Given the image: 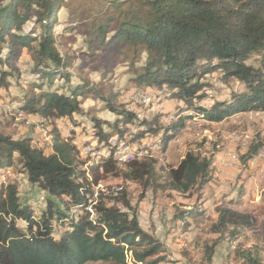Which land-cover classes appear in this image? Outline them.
<instances>
[{"label": "trees", "instance_id": "obj_1", "mask_svg": "<svg viewBox=\"0 0 264 264\" xmlns=\"http://www.w3.org/2000/svg\"><path fill=\"white\" fill-rule=\"evenodd\" d=\"M126 3L128 6L123 7ZM64 5L63 0H0V43L6 50L0 64L7 67L0 69V85L8 76L18 74L16 62L22 50L29 49L38 83H30V94H25L20 108L43 121L72 119L73 114L83 113L78 96L95 91L88 82L51 88L57 79L69 82V69L74 67L71 55L61 53L56 46L58 32L54 26ZM108 6L111 12L87 30L89 49H101V57L112 61L121 51L114 48L120 43L144 47L145 62L132 78L134 83L165 87L171 98L185 105L178 109L176 120L163 128L161 150L193 117L186 114L188 109L209 121H220L236 112L264 110V0H112ZM29 21L39 25L38 34L23 29ZM254 55L258 63H247ZM214 71L222 78H235L244 90L233 93L229 102L216 101L209 107L195 104L205 97L202 78ZM110 101L107 108L119 117L112 131L103 130L98 120L94 124V135L108 147L109 155L88 169L83 168L86 162L81 158V147L93 149L91 142L79 146L73 135L64 136L53 127L48 133L50 150L45 152L31 144L30 136L15 139L0 133V168L15 161L28 181L46 194L45 208L34 216L31 204L20 200L17 183L0 182V264H157L163 259L152 258L161 246L140 227L134 210L131 214L127 211L131 206L124 187L117 192L119 196L111 198L113 201L102 193L91 200L97 181L87 175L112 164L124 181L140 185L139 199L149 189L187 193L201 190L211 180L212 157L190 150L165 172L151 157L132 159L120 168L116 145L110 138L116 135V140L125 141V130L117 123H132L135 114L118 109ZM139 123L147 125L146 132L155 129L152 121ZM141 134L143 130L128 141ZM256 150L257 146L251 148L248 157ZM198 211L193 207L176 216L186 224ZM254 222L251 213L221 206L210 231L228 234L233 240ZM55 225L59 233L54 232ZM214 244L207 248L209 254Z\"/></svg>", "mask_w": 264, "mask_h": 264}, {"label": "rangeland", "instance_id": "obj_2", "mask_svg": "<svg viewBox=\"0 0 264 264\" xmlns=\"http://www.w3.org/2000/svg\"><path fill=\"white\" fill-rule=\"evenodd\" d=\"M65 5L57 13V23L54 28L58 32L56 46L61 53L71 55L74 67L69 69L70 81L57 79L51 88L67 84L87 86L95 91L79 95L83 113L73 114L72 119L57 118L43 121L39 116L21 110L25 94H30V83L37 82V75L32 73L35 61L29 49L24 48L16 62L18 74L8 76L6 83L0 85V133L13 138L30 136L31 144L49 151L51 128H56L64 136L73 135L74 142L90 143L82 149L81 158L86 162L83 168L100 165L101 159L109 154L108 147H103L94 135L95 120L105 131H112V125L119 120L114 111L106 104L118 109H124L135 114L132 123L117 125L125 130V142L130 144L135 154H123L115 151L116 163L120 168L124 162L135 158L151 157L156 160V166L164 172L175 166L187 151H194L213 160L211 180L201 190L193 189L187 193L175 191L144 192L132 181H124L112 168L98 167L88 173L97 184L92 186L94 196L114 198L121 186L126 190L130 202L127 210L118 202V206L136 213L140 227L160 244L159 252L152 258H163L157 264H255L264 262V110H250L233 113L220 121H209L188 109L186 114L193 116L175 132L167 143L166 149H160L163 128L176 120L179 108L184 107L182 101L171 98L167 88H155L147 84L138 85L132 78L139 72L145 62L147 51L144 47H131L120 43L116 48L112 61L101 57V49H89L86 39L87 30L111 9L108 3L112 0H63ZM128 6V3L123 7ZM23 29L32 30L34 35L40 32L39 25L31 21L24 24ZM61 34V35H59ZM113 48V49H114ZM112 49V48H111ZM6 50L0 43V58ZM254 55L247 63L256 65ZM45 63V62H44ZM44 63L41 66H44ZM81 66V71L76 69ZM0 69H7L0 64ZM206 83L203 88L205 97L194 103L209 107L216 101L229 102L231 95L244 90V85L235 78H222L217 71L210 72L202 78ZM47 80H44V85ZM93 118V119H92ZM140 120L152 121L154 131L146 132L147 125H140ZM76 122V124L74 123ZM143 130V134L128 141L135 133ZM73 133V134H72ZM116 135L110 138L113 144ZM85 142V143H84ZM118 144V152L119 149ZM257 146L256 153L250 158L248 152ZM87 148L90 151H87ZM87 151V152H86ZM0 169V182L15 181L18 194L23 203H29L34 208V216L45 208V192L28 181L26 173L14 161L11 165ZM114 192V193H111ZM116 196H119L116 195ZM110 201H113L111 199ZM227 206L240 212L255 216L254 225L250 229L240 231L231 240L228 234L213 233L210 225L216 220L218 208ZM197 208L198 215L188 218L186 224L177 218L182 210ZM59 226L54 232L59 233ZM215 243L211 254L207 248Z\"/></svg>", "mask_w": 264, "mask_h": 264}, {"label": "built area", "instance_id": "obj_3", "mask_svg": "<svg viewBox=\"0 0 264 264\" xmlns=\"http://www.w3.org/2000/svg\"><path fill=\"white\" fill-rule=\"evenodd\" d=\"M87 151H92V150H89L88 148H87ZM86 151V152H87ZM109 153V152H108ZM118 153H125V154H129V156L130 155H133V154H135V151L134 150H132V147H131V145L130 144H128V143H126L125 141H124V144H123V149H121ZM112 154H114V153H112ZM88 209H90V206H88Z\"/></svg>", "mask_w": 264, "mask_h": 264}, {"label": "bare ground", "instance_id": "obj_4", "mask_svg": "<svg viewBox=\"0 0 264 264\" xmlns=\"http://www.w3.org/2000/svg\"><path fill=\"white\" fill-rule=\"evenodd\" d=\"M120 142H116L115 143V145H116V154L118 153V144H119ZM119 149H123V144L121 143V144H119ZM123 154V153H122ZM123 156H124V158H126V156H127V154H123Z\"/></svg>", "mask_w": 264, "mask_h": 264}, {"label": "crops", "instance_id": "obj_5", "mask_svg": "<svg viewBox=\"0 0 264 264\" xmlns=\"http://www.w3.org/2000/svg\"><path fill=\"white\" fill-rule=\"evenodd\" d=\"M49 135V134H48ZM50 136V135H49ZM51 137V136H50ZM32 142V141H31ZM50 144H51V142H50ZM50 144H49V150H50ZM33 145V144H32ZM34 146V145H33ZM39 147V146H38ZM1 170L2 169H5V168H0Z\"/></svg>", "mask_w": 264, "mask_h": 264}]
</instances>
